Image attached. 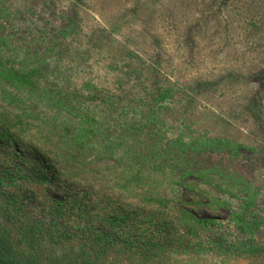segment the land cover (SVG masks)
<instances>
[{
	"label": "trees",
	"instance_id": "trees-1",
	"mask_svg": "<svg viewBox=\"0 0 264 264\" xmlns=\"http://www.w3.org/2000/svg\"><path fill=\"white\" fill-rule=\"evenodd\" d=\"M41 3L0 0V264H264V189L239 166L264 147L199 124L192 92L178 97L140 55L83 43L75 13L16 25ZM251 71L241 78L264 89ZM13 146L41 166H13ZM186 192L230 218L196 215Z\"/></svg>",
	"mask_w": 264,
	"mask_h": 264
},
{
	"label": "rangeland",
	"instance_id": "rangeland-1",
	"mask_svg": "<svg viewBox=\"0 0 264 264\" xmlns=\"http://www.w3.org/2000/svg\"><path fill=\"white\" fill-rule=\"evenodd\" d=\"M40 1L38 11L27 12L16 21L17 26L27 24L35 28L33 24L38 22V16L61 24L65 17L75 13L83 43L93 46L96 40L103 50L114 47L140 55L166 84L181 88L178 97L192 92L194 109L188 107L186 113L194 112L199 124L209 127L214 134L264 147V125L261 124L264 114L256 116L246 107L259 100L264 104V89H258L260 85L255 77L241 78L251 70L264 69V0H252L259 11L258 20L246 17L241 3L246 0ZM13 43L24 48L16 40ZM129 58L138 61L133 55ZM95 65L87 63L86 66L91 69L89 66ZM216 79L220 80L217 85L203 83ZM183 107V103L178 106ZM15 151L21 157L6 159L13 166L18 164L33 171L41 166L39 158L23 146H13L7 154L10 156ZM259 155L242 151L239 166L255 175L264 189V159ZM4 159L0 158L2 168ZM50 195L62 197L57 189L50 190ZM202 202L186 192L187 208L196 215H211L220 221L230 218L229 210L211 213ZM238 204L240 201L234 199V210ZM256 211L264 214V200Z\"/></svg>",
	"mask_w": 264,
	"mask_h": 264
}]
</instances>
